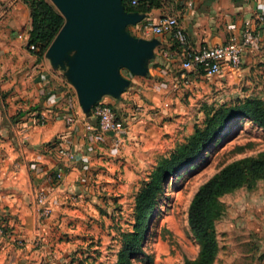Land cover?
<instances>
[{
	"label": "rangeland",
	"instance_id": "rangeland-1",
	"mask_svg": "<svg viewBox=\"0 0 264 264\" xmlns=\"http://www.w3.org/2000/svg\"><path fill=\"white\" fill-rule=\"evenodd\" d=\"M187 2L164 0L160 14L180 19L185 13L180 11L186 9ZM127 31L135 35L130 27ZM74 54L71 52L69 56ZM68 70V65L50 69L53 77L50 91L64 94L66 106L77 101ZM135 84L143 89L128 104L126 116L114 106L126 123L128 138L123 148L101 156L104 164L100 160L89 164L90 182L80 184L79 201L68 206L75 216L71 224H66L68 229L62 227L49 232L47 239L38 236L30 242L0 235V264H115L122 235L133 228L137 194L159 159L184 143L196 125H203L204 106L219 107L250 97V87L246 85L232 88L223 78L210 79L193 73L189 74V84L172 77H152ZM156 94L158 100L153 96ZM137 104L144 107V112L138 113ZM60 110L61 116L72 112ZM263 151L262 129L247 119L231 124L193 165L168 181L144 252L135 257V264H184L186 259L197 257L200 247L189 226L190 206L196 193L230 163ZM82 162L78 159L77 164ZM55 176L56 172L51 179L56 188L62 181L58 182ZM53 188L46 190L51 193ZM221 201L225 213L216 224L220 252L214 264H263L264 181L252 190L242 188L225 195ZM0 228L7 231L6 227ZM6 239L18 248L2 249Z\"/></svg>",
	"mask_w": 264,
	"mask_h": 264
},
{
	"label": "crops",
	"instance_id": "crops-1",
	"mask_svg": "<svg viewBox=\"0 0 264 264\" xmlns=\"http://www.w3.org/2000/svg\"><path fill=\"white\" fill-rule=\"evenodd\" d=\"M186 4V9L180 11L185 13L179 21L188 35V46L194 50L222 45L242 31L245 21L254 20L261 36V49L246 51L239 69L225 68L219 77L231 83L232 88L235 85L250 87V98L264 100V0H188ZM162 11L140 13L145 18L130 26L135 37L158 41L147 75H133L123 69L122 75L130 81V86L119 98L106 95L101 100L116 106L124 116L128 104L135 101L143 89L136 82L152 77L174 80L189 77L190 73L185 74L182 69L183 48L175 37L155 35L145 29L147 24L163 16ZM259 16L262 19L257 20ZM31 30V10L23 0H0V226L6 227L9 237L17 236L27 242L38 236L47 239L49 232L62 227L68 229L66 224H71L70 220L75 217L68 206H75L74 201H79L80 184L90 182L89 164H93V160L104 164L101 156L115 151L97 131L95 135L84 131L82 124L91 122L98 127V121L92 112L90 115L84 112L78 94L76 103L66 106L62 100L64 94L50 91L53 66H49L46 54L39 62L30 50ZM153 96L158 98L157 94ZM59 108L72 109L81 124L68 127L60 117ZM62 145L76 151L83 162L77 164L78 161L60 157L58 151ZM59 168L63 169L64 176L55 188L51 175ZM43 187H54L49 198L53 210L46 222L39 218L36 203L38 191ZM7 247L18 248L9 240L2 249Z\"/></svg>",
	"mask_w": 264,
	"mask_h": 264
},
{
	"label": "trees",
	"instance_id": "trees-1",
	"mask_svg": "<svg viewBox=\"0 0 264 264\" xmlns=\"http://www.w3.org/2000/svg\"><path fill=\"white\" fill-rule=\"evenodd\" d=\"M31 10L32 30L29 48L38 57L45 54L65 24V18L48 0H23ZM124 0L128 12L149 13L163 9L164 0ZM203 125H196L194 132L170 154L157 162L153 171L137 194L135 220L130 232L123 233L122 247L115 264H135L136 256L143 254L145 242L151 232L157 208L168 184L175 175L193 165L231 124L240 119L252 121L264 131V100L240 99L232 104L204 106ZM264 181V151L257 156L245 157L230 163L204 183L192 200L189 226L200 250L194 259L184 264H214L220 252L216 224L225 213L222 197L242 188L254 189ZM82 264V263H80Z\"/></svg>",
	"mask_w": 264,
	"mask_h": 264
},
{
	"label": "water",
	"instance_id": "water-1",
	"mask_svg": "<svg viewBox=\"0 0 264 264\" xmlns=\"http://www.w3.org/2000/svg\"><path fill=\"white\" fill-rule=\"evenodd\" d=\"M51 1L66 23L46 57L54 68L69 66V82L87 115L104 96L119 98L130 86L123 69L147 75L158 41L140 39L127 31L141 22L144 14L128 12L124 0ZM71 52L74 56H69Z\"/></svg>",
	"mask_w": 264,
	"mask_h": 264
},
{
	"label": "built area",
	"instance_id": "built-area-1",
	"mask_svg": "<svg viewBox=\"0 0 264 264\" xmlns=\"http://www.w3.org/2000/svg\"><path fill=\"white\" fill-rule=\"evenodd\" d=\"M137 0L132 1V5H137ZM262 19L260 16L257 20ZM145 29L155 35L170 34L179 42L182 49L181 66L185 74L199 73L207 78H216L222 75L225 68L239 69L242 64L243 56L246 51H259L261 49V36L254 26V20H247L244 23L242 31L238 35L232 36L226 43L214 47L203 46L194 50L188 46V35L181 26L179 18L176 16H161L157 21L147 24ZM185 84H189V77L183 76L181 79ZM138 113L144 112V107L137 106ZM92 115L98 121V127L91 122L82 124L87 135H95L97 131L102 137L106 138L114 149L123 148L129 130L115 108L105 101H100L92 109ZM64 123L71 128L80 125L79 118L72 112L61 116ZM62 158L77 162L78 155L68 145H62L58 151ZM64 171L59 168L56 171V180L61 182ZM50 193L45 187L38 191L36 203L38 206L39 218L44 221L52 214L50 204ZM9 235L4 228H0V235ZM10 236V235H9Z\"/></svg>",
	"mask_w": 264,
	"mask_h": 264
},
{
	"label": "bare ground",
	"instance_id": "bare-ground-1",
	"mask_svg": "<svg viewBox=\"0 0 264 264\" xmlns=\"http://www.w3.org/2000/svg\"><path fill=\"white\" fill-rule=\"evenodd\" d=\"M152 229V228H151Z\"/></svg>",
	"mask_w": 264,
	"mask_h": 264
}]
</instances>
